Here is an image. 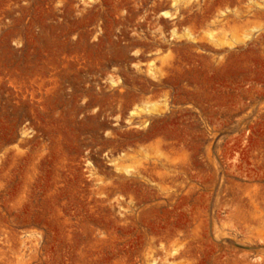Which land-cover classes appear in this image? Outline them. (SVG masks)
<instances>
[{
	"label": "rangeland",
	"instance_id": "374dc122",
	"mask_svg": "<svg viewBox=\"0 0 264 264\" xmlns=\"http://www.w3.org/2000/svg\"><path fill=\"white\" fill-rule=\"evenodd\" d=\"M0 264H264V0H0Z\"/></svg>",
	"mask_w": 264,
	"mask_h": 264
},
{
	"label": "bare ground",
	"instance_id": "6f19581e",
	"mask_svg": "<svg viewBox=\"0 0 264 264\" xmlns=\"http://www.w3.org/2000/svg\"><path fill=\"white\" fill-rule=\"evenodd\" d=\"M146 123H147V121H145V122H142V123H141V125H144V126H145V125H146Z\"/></svg>",
	"mask_w": 264,
	"mask_h": 264
}]
</instances>
